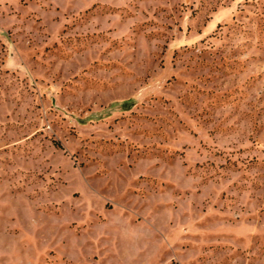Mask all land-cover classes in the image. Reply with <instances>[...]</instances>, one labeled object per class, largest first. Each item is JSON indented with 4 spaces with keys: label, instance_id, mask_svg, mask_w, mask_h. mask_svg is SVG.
Returning a JSON list of instances; mask_svg holds the SVG:
<instances>
[{
    "label": "rangeland",
    "instance_id": "rangeland-1",
    "mask_svg": "<svg viewBox=\"0 0 264 264\" xmlns=\"http://www.w3.org/2000/svg\"><path fill=\"white\" fill-rule=\"evenodd\" d=\"M0 264H264V0H0Z\"/></svg>",
    "mask_w": 264,
    "mask_h": 264
}]
</instances>
